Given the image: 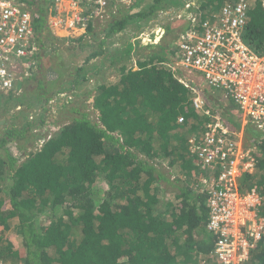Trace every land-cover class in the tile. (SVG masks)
<instances>
[{"label": "trees", "instance_id": "obj_1", "mask_svg": "<svg viewBox=\"0 0 264 264\" xmlns=\"http://www.w3.org/2000/svg\"><path fill=\"white\" fill-rule=\"evenodd\" d=\"M170 1L179 6L184 0ZM245 1L248 21L244 39L261 54L264 6L260 0ZM198 2L205 12L235 1ZM151 10L148 15L123 13L115 20L112 15L106 35L134 22L141 21L142 26V21L153 14ZM32 26L35 35L43 32L45 13H38ZM85 30V36L90 35L93 23L89 22ZM35 42L33 60L41 57L44 46H39L37 39ZM129 53L130 49L125 52ZM99 54L93 51L85 62ZM172 54L166 55L164 49L151 50L137 61L135 70L120 65L115 84L99 87L94 97L96 122L86 115L74 118L18 165L0 152V195L5 176L10 181L8 200L0 197V263L209 264L216 235L207 230L208 191L199 185L209 174L197 173L188 148L198 135L212 131L209 124L213 117L221 116L211 110L210 88L204 83L201 88V79L194 72L174 65L176 54ZM76 72L72 85L79 81L81 71ZM191 88L204 98L209 115L194 108L196 93ZM221 98L229 104L228 97ZM229 123L224 124L230 131L241 129L240 122H231L234 130ZM9 131L15 136L14 129ZM243 134L253 140L254 165L242 176L241 186L244 191L252 187L261 191L264 214V137L249 125ZM159 159L173 171H165ZM177 170L180 179L172 175ZM191 180L198 185L192 187ZM96 181L106 186L97 201ZM168 188H175V192ZM8 221L16 222L12 229L17 237L14 245L4 236L10 230ZM248 264H264V240Z\"/></svg>", "mask_w": 264, "mask_h": 264}, {"label": "built area", "instance_id": "obj_2", "mask_svg": "<svg viewBox=\"0 0 264 264\" xmlns=\"http://www.w3.org/2000/svg\"><path fill=\"white\" fill-rule=\"evenodd\" d=\"M50 2L54 11L66 15L67 26L74 32H84L89 22L113 15L109 0ZM117 3L129 6L133 0ZM26 5L27 0H0V97L20 95L21 78L29 77L37 63L36 58L33 60L37 53L34 16ZM165 10L159 11L163 19L156 16L144 21L141 27L157 32L163 29L160 26L165 21H186L187 29L177 36L174 65L194 72L207 87L228 97L243 125H249L264 137V53L254 52L245 42L246 1L226 2L217 11L203 12L199 4L185 0L181 9L169 13ZM191 90L196 93L192 99L194 108L209 115L204 98L195 88ZM61 93L64 94L56 93L60 97L55 100L53 97L52 103L63 101ZM211 120L212 131L198 135L188 148L197 173L209 174L199 181L208 191L207 230L216 235L208 261L209 264H248L264 240L261 191L256 187L244 191L241 186V178L251 170L254 159L251 151L236 140L240 130L230 131L219 117Z\"/></svg>", "mask_w": 264, "mask_h": 264}, {"label": "rangeland", "instance_id": "obj_3", "mask_svg": "<svg viewBox=\"0 0 264 264\" xmlns=\"http://www.w3.org/2000/svg\"><path fill=\"white\" fill-rule=\"evenodd\" d=\"M109 1L112 2L109 3V6L112 9L113 20L119 19L123 13L127 15L137 12L147 14L151 8V13L154 12L147 17L149 20L155 19L156 16L162 18L159 16V11L166 9L167 7L163 6V4H167L168 2V0H162L163 4H158L154 2L155 0H133V3L129 6H123V4L119 6L117 3L118 0ZM260 1L264 6V0ZM195 2L197 4L199 3L198 0H195ZM137 3L139 4L137 5ZM26 6L34 17L38 13H45L46 28L40 33L39 37L36 35L37 44L40 43L39 45L42 46V43H44V46L40 50L41 57L37 59V65L30 76L21 78L19 86L22 89V93L20 95L0 97V152L3 157L11 156L13 160H16V165L26 159L29 154L38 152L45 140L57 133L62 126L71 123L74 118L86 115V118L90 121H97V113L93 107L94 97L98 93L99 87H110L115 84L120 76V72L118 71L120 65L125 64L127 68H131L128 64L130 61H128L129 55L125 54L127 50L124 51L123 48L131 37L133 38L131 41L135 45L136 40L142 41L147 45L143 48H141L143 45L140 47L136 46L137 50H135L137 53H132L130 50V53H132L130 55L132 56L130 63L134 67L136 66L138 55L146 52L149 53L151 50L164 49L166 55L176 54L178 33L187 29L186 21L173 20L169 22L165 21L166 23L164 22L160 26L163 29H158L157 32H151L147 28L145 29V27H140L141 21L138 23L133 21L134 23L126 26L125 29H129L127 32L123 30L114 31L113 34L106 36L107 30L104 28V25L111 21L112 15H109L106 20L98 19L92 22L94 32L97 30V33H100V37H97L98 41L106 39L107 42H105L106 44L103 47V54H99L97 58L88 63L85 62L88 55L93 51L98 52L100 48L88 47V44L85 45L83 42L77 41L76 38H71L72 36L70 35H73L74 32L72 31V27L67 26L68 21L66 15L54 11L50 0H27ZM176 8L177 10L181 9V5H177ZM111 9L109 8L110 13ZM137 31L141 34V38H137ZM66 38H68V41ZM39 39L43 42H39ZM110 40L114 42H110ZM77 69L81 71L77 78V81H79L77 84L72 85L71 82L73 81V77L77 75ZM198 79L200 80V77ZM184 83L188 84L185 81ZM202 87L203 83L201 81ZM208 90L213 94L209 100L210 106L212 107L211 110L219 113L221 116L219 119L223 124L228 120L230 122L228 126L234 130L231 122L234 124L235 122L241 123L243 121L238 115L234 104L229 100V104L235 108L233 110V108H230L227 100L221 98L223 95L218 90L211 88ZM45 92L47 93L46 96L44 95ZM58 92H64V94L61 93L62 97L64 95V98L62 102L54 104L51 99L53 97L54 100L58 99L60 97V94H56ZM48 96H50L49 101L45 103L44 100ZM42 104L45 105L43 106ZM17 107H20V109ZM30 115L32 117L28 119ZM178 122L180 123L181 119ZM11 129L16 131L15 136L9 134V130ZM232 132H235V130ZM248 134L252 135L249 132ZM236 140L242 144V147L250 150L252 153L253 140L247 139L243 133L237 135ZM158 162L165 171H173L166 166L164 160ZM177 172L179 173L177 170L176 175L174 173L172 175L180 179L181 176ZM181 180H184V178ZM9 184L10 181L5 176L4 181L1 183L2 193L0 197L6 201L8 200L7 192ZM177 185L179 187L181 185L180 182ZM196 185L198 184L191 180V186L196 187ZM94 187L97 191L94 199L97 201L103 197L106 186L101 181H96ZM168 190L175 192V188H168ZM8 224L10 230L4 233L5 239L12 245L17 244V237L12 230L16 222L8 221Z\"/></svg>", "mask_w": 264, "mask_h": 264}, {"label": "crops", "instance_id": "obj_4", "mask_svg": "<svg viewBox=\"0 0 264 264\" xmlns=\"http://www.w3.org/2000/svg\"><path fill=\"white\" fill-rule=\"evenodd\" d=\"M194 2H195V0H193ZM184 2V1H183ZM163 6H165V7H167L166 8V12L167 13H169V12H173L174 10H177V8H176V6L174 5V4H172L171 3V1H169L168 0V2H167V4H163ZM164 7V8H165ZM161 11V10H160ZM141 27V26H140ZM95 28V27H94ZM104 28L107 30V27H106V25H104ZM126 28V27H125ZM123 29V31H125V32H127L129 29ZM105 29H103V30H105ZM140 30V29H139ZM96 32H94V29L92 30V34H90V35H86L85 36V34H86V30L83 32V31H73L74 32V34L73 35H70V36H72L71 38H73V39H75V38H80V37H82L84 40H82L81 42H83L84 43V41L86 40L88 43V47H98V49H99V52H101L102 54H103V47H104V45L106 44L105 42H107L106 41V39H103V40H101V41H98V38L97 37H100L99 35H100V33H97V30H95ZM94 32V33H93ZM76 33V34H75ZM39 35H40V33L38 34V37H39ZM36 36V35H35ZM107 36V35H106ZM136 36H137V38H141V34H139V31H137L136 32ZM67 40H68V38H66ZM110 39V38H109ZM133 38L131 37V39H129L128 40V42L124 45V51H126V50H131L132 51V53L134 52V53H137L136 52V50H137V47L136 46H142L141 48H143V47H146L147 45L145 44V43H143L142 41H139V40H136V45L133 43V41H131ZM39 42H43V41H41L40 39H39ZM110 42H114V41H111L110 40ZM40 44V43H39ZM44 43H42V45H43ZM109 44V43H108ZM86 45V44H85ZM40 46V45H39ZM134 48V49H133ZM133 49V50H132ZM136 49V50H135ZM118 53V52H117ZM116 53V54H117ZM132 53H129V58H128V61L130 60V61H132L131 60V57L132 56H130V55H132ZM147 53V52H146ZM146 53H144V54H139L138 55V57H137V61H139V59H141L142 58V56L143 55H146ZM148 54V53H147ZM89 56V55H88ZM95 58H97V56H95L93 59H95ZM93 59H91V60H89V62L90 61H93ZM130 61H129V67H133L132 66V64L130 63ZM137 61H136V66H134L135 67V69L137 68ZM88 62V63H89ZM95 64V63H94ZM94 64H92L93 66H94ZM128 66V65H127ZM133 67V68H134ZM134 69V70H135ZM20 106V105H19ZM241 129H240V134H242L243 133V128L245 127L244 125H243V121H241Z\"/></svg>", "mask_w": 264, "mask_h": 264}, {"label": "clouds", "instance_id": "obj_5", "mask_svg": "<svg viewBox=\"0 0 264 264\" xmlns=\"http://www.w3.org/2000/svg\"><path fill=\"white\" fill-rule=\"evenodd\" d=\"M185 1V0H184ZM184 3V2H183ZM183 3H182V5H181V8H182V6H183Z\"/></svg>", "mask_w": 264, "mask_h": 264}]
</instances>
